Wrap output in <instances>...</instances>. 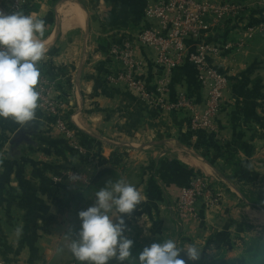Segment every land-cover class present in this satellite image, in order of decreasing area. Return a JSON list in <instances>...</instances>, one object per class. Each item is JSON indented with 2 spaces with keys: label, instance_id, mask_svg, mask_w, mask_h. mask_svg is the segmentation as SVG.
<instances>
[{
  "label": "crops",
  "instance_id": "obj_1",
  "mask_svg": "<svg viewBox=\"0 0 264 264\" xmlns=\"http://www.w3.org/2000/svg\"><path fill=\"white\" fill-rule=\"evenodd\" d=\"M34 2L39 9L33 15L46 21L41 77L51 84L49 97L62 109L51 113L39 106L34 127L0 117V258L15 264H80L67 247L80 226L79 205L91 204L110 174L134 183L143 196L137 209L125 216L134 255L145 245L172 238L179 247L193 242L201 247L200 259L188 264L215 256L221 261L226 253V261L237 258L244 237L264 232V210L248 205L231 181L254 173L255 163L264 158V39L248 40L241 29L264 21V5L248 0L245 23L229 18L208 38L217 44L244 40L245 46L234 60L226 51L216 57L228 70L230 87L218 119L221 140L206 150L203 144L210 138L201 133L193 137L188 112L169 111L157 100L108 81L121 67L110 46L141 27H159L157 20L146 19L145 0ZM0 11L13 12L12 0H0ZM135 56L153 90L155 52L138 45ZM180 92L204 107L206 89L193 64L175 70L166 101ZM60 119L84 135V155L59 129ZM24 127L28 133L22 132ZM226 150L241 160L232 178L219 168L230 160L221 157ZM69 168L83 172L89 183L55 180ZM224 171L232 173L231 168ZM197 174L209 178L216 201L202 200L198 217L181 221L172 208L180 190ZM181 255L187 260L186 253Z\"/></svg>",
  "mask_w": 264,
  "mask_h": 264
},
{
  "label": "built area",
  "instance_id": "obj_2",
  "mask_svg": "<svg viewBox=\"0 0 264 264\" xmlns=\"http://www.w3.org/2000/svg\"><path fill=\"white\" fill-rule=\"evenodd\" d=\"M26 0H12V11L21 9ZM145 17L147 20H157L158 28L141 27L135 35H128L120 44L110 46V55L120 62V68L108 75L110 83H119L128 89L135 90L146 100H157L173 112L185 111L190 116V128L193 137L199 133L220 137L218 119L220 117L225 95L229 91L230 81L227 72L214 62L222 51L232 49L233 42L225 45L214 44L208 40L211 33L224 26L228 18L237 17L243 10L237 2H218L213 0H145ZM264 26L256 31H263ZM255 28L248 27L244 38H252ZM235 44V45H234ZM138 45L151 48L155 52L154 64L157 78L154 89L149 86V80L143 75L141 63L135 56ZM238 47L244 45V40L237 42ZM193 64L198 72V78L206 89L204 107L199 108L187 93L180 92L171 101H166L165 95L175 70L184 64ZM38 89L41 93L40 106L46 107L51 113H59L62 105L49 97L51 84L40 77ZM59 129L71 140L73 147L81 154L85 153L77 131L71 128L64 119L58 122ZM72 175L82 177L78 182L88 184L89 179L80 170L69 168L60 177L71 180ZM72 181V180H71ZM74 182V181H72ZM210 180L203 175H195L188 185L180 190L178 201L172 210L176 217L185 221L198 217V205L201 200L216 201ZM0 264L9 263L0 258Z\"/></svg>",
  "mask_w": 264,
  "mask_h": 264
},
{
  "label": "clouds",
  "instance_id": "obj_3",
  "mask_svg": "<svg viewBox=\"0 0 264 264\" xmlns=\"http://www.w3.org/2000/svg\"><path fill=\"white\" fill-rule=\"evenodd\" d=\"M45 31L43 18L19 10L0 11V117L21 124L36 117L41 96L39 62L47 52L42 39ZM70 178L74 182L82 179L78 175ZM92 200L79 211V229L67 245L80 264H111L113 260L117 264H188L200 259L202 250L197 243L179 247L172 238L145 245L134 255L135 241L126 235L125 220L143 200L134 183L109 179L96 189Z\"/></svg>",
  "mask_w": 264,
  "mask_h": 264
},
{
  "label": "rangeland",
  "instance_id": "obj_4",
  "mask_svg": "<svg viewBox=\"0 0 264 264\" xmlns=\"http://www.w3.org/2000/svg\"><path fill=\"white\" fill-rule=\"evenodd\" d=\"M214 1V0H213ZM215 1H218V2H237V3H239L241 6H242V8H243V10H242V12L237 16V18L239 17V21L241 22L242 21V19H243V22L242 23H245L246 21H247V9L249 8V6H248V0H215ZM256 1V3L258 4V5H264V0H255ZM229 19V18H228ZM227 19V20H228ZM226 20V21H227ZM246 20V21H245ZM225 21V22H226ZM261 26H264V21H260V22H258V23H256V24H254V25H251L250 27H254L255 28V33H254V35H253V37L252 38H248V40L250 39V40H252V39H254V38H256V37H262L263 39H264V30L263 31H256V29H257V27H261ZM249 27V26H248ZM246 25H245V27H244V25H242V27H241V29L243 28V29H245L244 30V32L247 30V28H248ZM243 31H241V34H243L244 33ZM237 33H239V32H236V33H234V34H237ZM233 34V33H232ZM240 34V33H239ZM238 34V35H239ZM244 37V36H243ZM242 37V38H243ZM214 42V44H217L218 42H215V41H213ZM233 42V41H232ZM245 43V42H244ZM219 45V44H218ZM220 45H225V44H220ZM235 45V44H234ZM245 45H242V46H239L238 47V45H237V43H236V45L232 48V49H230V50H228V51H226L227 53L229 52V57H230V60H234L235 59V57H236V54H238L237 52L239 51V49L241 48V47H244ZM236 47H237V49H236ZM223 52V51H222ZM216 64H217V66L218 67H220V68H222L225 72H227V74H228V70L222 65V61L221 62H218V61H216V59H215V61H214ZM229 76V75H228ZM230 81V80H229ZM209 138H211V136H209ZM214 140H215V143H218V141L219 140H221V139H219V138H215L214 137ZM85 148V147H84ZM86 149V148H85ZM226 151H228V150H226ZM85 153H86V151H85ZM85 153H83V155L85 154ZM81 154V153H80ZM228 161L229 160H227V161H224L223 162V172H222V174L223 175H225V176H227V178H232L233 176H234V173L236 172V171H238L239 169H240V166H241V164L239 165V168L236 170L235 168H233L232 166H230V164L228 163ZM228 164H229V166H228ZM219 168H221L220 167V165H219ZM228 168H231V171H232V173H227V172H225L224 170H226V169H228ZM258 168V169H257ZM253 169H255V171H254V173H252V172H250L249 174H246L245 175V177H241V179H236V180H234V178H233V180L231 179V181H232V183L233 184H236V185H238L239 186V191H240V193L243 195V193H246V194H248V196H250V195H254L253 197H257V198H259V199H261V200H263L264 201V158H261L260 159V162H257V163H255V165H254V168ZM65 171L66 170H64V172H63V174L65 173ZM234 172V173H233ZM114 175V174H113ZM111 175L110 174V179H114V178H118L116 175ZM198 175V174H197ZM112 176V177H111ZM204 176V175H203ZM206 177V176H205ZM209 179V178H208ZM211 182V181H210ZM79 184V183H78ZM211 187H212V185H211ZM213 189V188H212ZM203 200V199H202ZM201 200V201H202ZM206 200H207V198H206ZM205 201V200H204ZM81 204V203H80ZM90 204H88V202H86V201H84V202H82V204L81 205H79V210H82V209H86L88 206H89ZM198 207H199V205H198ZM262 235H264V232H263V234ZM255 236V235H254ZM251 237H249V236H246V237H244L243 238V242L245 243L246 241H247V239H250ZM241 244H242V242H241ZM241 255V254H240ZM239 255V256H240ZM227 256V253H226V255H225V257ZM238 256V257H239ZM237 257V258H238ZM220 258H216V256L215 257H212V258H210V259H207V260H205V261H203L201 264H221L222 263V261H223V259L221 258V261L219 260ZM227 261H230V260H227Z\"/></svg>",
  "mask_w": 264,
  "mask_h": 264
},
{
  "label": "trees",
  "instance_id": "obj_5",
  "mask_svg": "<svg viewBox=\"0 0 264 264\" xmlns=\"http://www.w3.org/2000/svg\"><path fill=\"white\" fill-rule=\"evenodd\" d=\"M38 5L34 2V0H26L25 3L21 6L20 11H23L26 14H34L38 12ZM45 36V35H44ZM68 123V122H67ZM68 125L77 131V134L81 140H84V135L78 129L74 128L71 123ZM203 134V133H201ZM200 134V135H201ZM215 144L214 136H211L209 142L203 144V147L206 150H210L211 147ZM204 157L212 164H214L213 160L209 155L204 154ZM223 159H230L228 163L233 166L236 170L239 168L241 160L236 156L231 150H228L221 156ZM221 170L223 171L222 167ZM254 196V195H253ZM252 195L248 196V194L243 193L244 199L247 201L248 205L264 210V201L253 197ZM242 245L243 251L238 258H235L230 261L224 260L225 255L222 254L221 258L223 259L221 264H264V235L261 236H252L250 239Z\"/></svg>",
  "mask_w": 264,
  "mask_h": 264
},
{
  "label": "water",
  "instance_id": "obj_6",
  "mask_svg": "<svg viewBox=\"0 0 264 264\" xmlns=\"http://www.w3.org/2000/svg\"><path fill=\"white\" fill-rule=\"evenodd\" d=\"M28 123L32 124V126H33V124L37 123V121L33 119L32 121H30V122H28ZM33 127H34V126H33ZM34 131H35V128H33L32 132H34ZM22 132H26V133H28L29 131L27 132L26 127H24V128L22 129Z\"/></svg>",
  "mask_w": 264,
  "mask_h": 264
}]
</instances>
